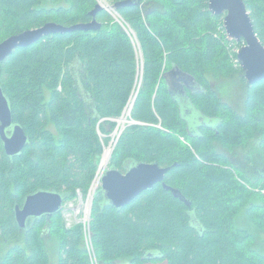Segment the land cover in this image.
<instances>
[{
    "label": "trees",
    "instance_id": "trees-1",
    "mask_svg": "<svg viewBox=\"0 0 264 264\" xmlns=\"http://www.w3.org/2000/svg\"><path fill=\"white\" fill-rule=\"evenodd\" d=\"M244 1L264 45V0ZM96 6L97 0H0V44L47 23H90ZM118 13L122 26L104 10L97 15L101 30L50 35L0 63L14 122L29 137L16 157L7 155L0 137V246L7 248L0 264H49L48 237L58 241V264H91L81 227L67 229L62 212L20 229L15 208L39 191L60 193L64 202L78 188L87 193L103 154L97 126L122 115L141 69L132 110L140 124L125 130L110 168L126 173L141 162L170 168L165 183L191 206L163 183L120 210L107 205L100 189L91 232L101 263L264 264L256 234L236 225L243 213L264 233V166L255 180L219 150L234 153L256 140L255 161L264 165V80L249 85L242 77L231 50L243 44L228 41L224 17L210 12L209 0H143ZM238 75L246 89L244 114L210 81ZM185 81L200 90L173 88ZM194 110L217 124L196 131L188 118ZM114 128L100 124L106 135Z\"/></svg>",
    "mask_w": 264,
    "mask_h": 264
},
{
    "label": "water",
    "instance_id": "water-1",
    "mask_svg": "<svg viewBox=\"0 0 264 264\" xmlns=\"http://www.w3.org/2000/svg\"><path fill=\"white\" fill-rule=\"evenodd\" d=\"M142 1L124 0L114 4L113 7L118 11L125 6L140 5ZM104 10L105 7L98 3L91 12L93 21L87 24L64 27L56 23H47L43 27L25 31L8 38L0 44V63L8 59L16 49L28 48L50 35L101 30L102 24L98 22L97 15ZM209 10L215 16L224 17L227 39L243 44L238 52V59L243 69L242 77L245 78L249 85H254L264 80V45L256 34L245 1L209 0ZM191 80L193 81L192 78ZM0 137L9 157H16L22 154L29 142V137L24 128L14 122L10 103L1 86ZM169 171L170 168L161 167L158 163L145 162L132 165L126 173L110 168L103 177L101 191L105 196L107 205L120 210L131 204L143 192L153 189L159 183H163L166 191L172 192L175 198L180 199L190 207L191 203L178 189H174L165 183V178ZM63 204L64 197L60 193L39 191L29 195L22 207L16 206V222L20 229H26L31 219L44 216L52 217L60 213Z\"/></svg>",
    "mask_w": 264,
    "mask_h": 264
},
{
    "label": "built area",
    "instance_id": "built-area-1",
    "mask_svg": "<svg viewBox=\"0 0 264 264\" xmlns=\"http://www.w3.org/2000/svg\"><path fill=\"white\" fill-rule=\"evenodd\" d=\"M103 2L104 1H101L102 5ZM103 7H105L106 11L109 14L113 16L114 15L117 16L118 17V18L116 17L117 22L123 25V22L121 21L122 18L119 15L118 11L113 7V5L107 7L106 3L104 2ZM239 50L240 48H235L231 50L232 52L231 57L234 60L235 66H241L238 57L237 58L234 57V54L238 55ZM140 86H141V80L138 81L136 88L125 107V110L120 117L102 119L99 122L97 126V132L103 144V154L101 156L94 179L87 193H85L81 188L76 189L75 197L73 199L64 202L63 207L61 209L67 229H73L76 226L81 227L83 233V240L86 243V250L88 252L89 260L92 263H94V261L92 257L93 255H91V253L92 251L95 253V248L92 240V232H91V215H92L93 201L96 196V193L102 187L103 177L105 176L107 170L110 169L111 159L121 136L129 126L140 124L139 122H136L132 118V110ZM106 121L115 124V128L109 135L103 134L100 129V124ZM106 139L107 141H105Z\"/></svg>",
    "mask_w": 264,
    "mask_h": 264
},
{
    "label": "rangeland",
    "instance_id": "rangeland-1",
    "mask_svg": "<svg viewBox=\"0 0 264 264\" xmlns=\"http://www.w3.org/2000/svg\"><path fill=\"white\" fill-rule=\"evenodd\" d=\"M101 1H104L106 3V6H112L113 1L111 0H98L97 4L100 3ZM103 2V5H104ZM102 5V4H101ZM102 5V6H103ZM106 11V9H105ZM111 15V14H110ZM115 20L117 16L111 15ZM118 18V17H117ZM121 19V18H120ZM123 22V20L121 19ZM117 22V20H116ZM119 23V22H118ZM120 24V23H119ZM121 25V24H120ZM122 26V25H121ZM139 64L142 66V59L140 56ZM143 75V69H141L140 72V80L142 79ZM241 76L238 75L237 77L233 79H225V78H220V79H214L210 77V81L213 87H215L218 90V94L221 97V99L224 102H227L231 107H233L238 113L244 114V108H245V100H246V89L241 83L240 80ZM138 80V81H140ZM195 90H199V87H195ZM189 118V123L190 126L195 127L196 131H198V127L200 125H210V126H215L217 124V120H212L208 118H204L200 115V113L196 110L192 111V115H188ZM53 129V128H52ZM256 140H252L250 146L247 149L241 148V149H236L234 153H230L224 149H219L221 152L226 153L231 162L241 169L243 172H245L248 176L252 177L253 179H257V174L259 169L263 168V164L260 162H256L255 159L257 158L260 160V155H259V144L258 142H255ZM220 147V146H218ZM247 157H252L254 159L253 162L250 160H247ZM236 225L239 227H243L246 229H249L251 233H255V243H254V248L262 253L264 255V233L260 231H256L253 226L250 224L249 221L245 219V216L243 213H240L237 218H236ZM47 248L50 256V262L49 264H58V259H59V246H58V241L55 239L47 238ZM84 247L86 248V243L83 241ZM95 248V247H94ZM6 247H3L2 245L0 246V257L4 254L6 251ZM93 250V249H92ZM91 255H93V261L92 264H102L98 254L92 251ZM119 264H129V260L126 261H120ZM160 264H166V263H160Z\"/></svg>",
    "mask_w": 264,
    "mask_h": 264
},
{
    "label": "flooded vegetation",
    "instance_id": "flooded-vegetation-1",
    "mask_svg": "<svg viewBox=\"0 0 264 264\" xmlns=\"http://www.w3.org/2000/svg\"><path fill=\"white\" fill-rule=\"evenodd\" d=\"M187 85H188V87H187ZM186 87V88H188V89H191V90H194L195 89V87H196V85H195V83L194 82H189V81H185L184 82V84H182V86L179 84V83H173V88L175 89V90H177V91H181V93H185V89H184V87Z\"/></svg>",
    "mask_w": 264,
    "mask_h": 264
}]
</instances>
